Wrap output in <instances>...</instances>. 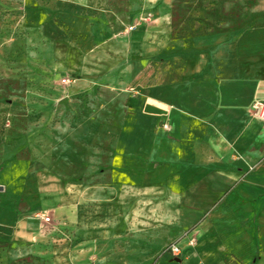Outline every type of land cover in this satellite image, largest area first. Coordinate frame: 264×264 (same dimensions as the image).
<instances>
[{"label":"crops","instance_id":"1","mask_svg":"<svg viewBox=\"0 0 264 264\" xmlns=\"http://www.w3.org/2000/svg\"><path fill=\"white\" fill-rule=\"evenodd\" d=\"M25 1L26 10H67L77 32L92 34V49L111 43L123 52L122 61L141 68L154 63L155 70L141 75L140 69V85H129L122 131L104 171L112 181L71 185L79 194L74 202L42 187V198L54 204L37 207L36 214L51 222L36 214L12 219L18 241L12 261L37 256L40 264H49L47 255L61 254L43 247L49 240L63 241L47 230L56 219L80 235L65 252L66 264H146L144 241L130 254L137 257L134 263L124 259L130 256L125 250L111 247L125 235L128 218L118 220L117 229L89 231L81 227L79 213L86 197L102 191L119 192L131 182L142 191L168 182L173 192L193 194L190 208L200 221L173 242L181 249L179 257L165 253L155 264H264V124L251 115L253 104L264 102V25L179 39L171 33L172 0H45L58 2L56 9ZM169 60L171 78L163 81ZM40 167L29 172H49Z\"/></svg>","mask_w":264,"mask_h":264},{"label":"rangeland","instance_id":"2","mask_svg":"<svg viewBox=\"0 0 264 264\" xmlns=\"http://www.w3.org/2000/svg\"><path fill=\"white\" fill-rule=\"evenodd\" d=\"M20 1L0 0V264H40L37 256L12 261L18 241L11 225L12 219L35 217L41 205L53 206V199L42 198V187L74 202L79 194L71 185L112 181L104 171L110 169L122 131L129 85H140V69L141 75L155 70L154 63L141 68L122 61L123 52L114 44L92 49V34L77 32L67 10H26L28 4ZM34 2L39 9L59 6ZM169 14L172 37L192 38L264 25V0H172ZM172 66L171 60L163 66V81L170 80ZM64 79H77L78 85L63 84ZM39 164L49 172H29ZM130 184L119 192L86 197L81 227L117 229V221L128 218L125 235L111 247L130 255L145 242L146 264H155L174 241L198 227L200 214L190 208L193 194L173 192L168 182L142 191L136 182ZM53 220L47 230L63 241L49 240L43 247L61 254L46 259L66 264L70 257L65 252L74 249L80 235L75 226ZM124 259L134 263L137 257Z\"/></svg>","mask_w":264,"mask_h":264},{"label":"built area","instance_id":"3","mask_svg":"<svg viewBox=\"0 0 264 264\" xmlns=\"http://www.w3.org/2000/svg\"><path fill=\"white\" fill-rule=\"evenodd\" d=\"M129 30H133V27H130ZM62 82L66 85L72 83L69 79H64ZM251 115L255 120L264 124V102H255L251 108ZM165 128L167 129V127ZM36 217L45 223L51 222V219L45 214L37 213ZM194 243L195 240L190 241V245H194ZM166 253L172 255L173 257H179L181 255V249L177 243H173L167 248Z\"/></svg>","mask_w":264,"mask_h":264},{"label":"water","instance_id":"4","mask_svg":"<svg viewBox=\"0 0 264 264\" xmlns=\"http://www.w3.org/2000/svg\"><path fill=\"white\" fill-rule=\"evenodd\" d=\"M176 261H177V262H180V260H179V259H176Z\"/></svg>","mask_w":264,"mask_h":264}]
</instances>
